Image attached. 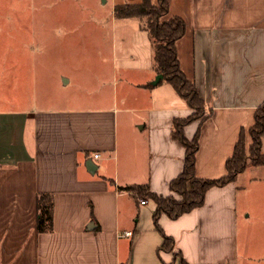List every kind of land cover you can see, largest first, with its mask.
<instances>
[{"label":"crops","instance_id":"obj_1","mask_svg":"<svg viewBox=\"0 0 264 264\" xmlns=\"http://www.w3.org/2000/svg\"><path fill=\"white\" fill-rule=\"evenodd\" d=\"M140 2L101 0L112 18L115 5ZM167 2L169 16L186 26L175 45L180 69L205 105L204 118L184 128L187 140L199 134L195 175L218 179L264 101V0ZM128 29L119 44L125 76L118 97L108 87L91 104L0 106V264H176L172 253L158 252L155 203L141 205L118 188L146 185L157 196L171 195L184 159L172 121L192 111L167 83L151 86L158 74L148 34L139 22ZM250 143L246 135V148ZM37 194L52 196L49 233L36 231ZM158 226L188 264H264V165L211 188L201 207L175 220L160 215Z\"/></svg>","mask_w":264,"mask_h":264},{"label":"rangeland","instance_id":"obj_2","mask_svg":"<svg viewBox=\"0 0 264 264\" xmlns=\"http://www.w3.org/2000/svg\"><path fill=\"white\" fill-rule=\"evenodd\" d=\"M109 9L101 0H0V46L32 47L0 51V106L71 107L89 98L91 104L109 89L118 97L121 35L146 20L115 21ZM20 59L25 65L6 64ZM60 76L69 83L58 85Z\"/></svg>","mask_w":264,"mask_h":264},{"label":"trees","instance_id":"obj_3","mask_svg":"<svg viewBox=\"0 0 264 264\" xmlns=\"http://www.w3.org/2000/svg\"><path fill=\"white\" fill-rule=\"evenodd\" d=\"M116 20L144 19L143 29L147 32L152 46L153 70L162 75V81L170 85L177 96L192 113L185 118H175L172 121L171 136L184 149V159L181 173L169 183L171 195L157 196L151 193L146 185L119 187V191L134 194L135 197L152 200L156 205L153 216L154 229L161 235L162 243L158 252L172 253L173 263L188 264L179 252L174 251V241L166 236L158 226L160 215L175 220L199 207L204 203L205 194L211 188L223 187L235 180L249 166H263L264 155L261 153L264 137V101L254 112L253 125L247 130H240L233 147L232 155L225 161V175L218 179H200L195 175V157L198 150V132L191 140L184 136V128L204 118L205 105L200 99L194 84L186 78L180 69L177 59L176 42L181 39L186 30L184 21L177 16H169L167 0H141L138 4H120L113 7ZM161 81V82H162ZM159 82V84L161 83ZM158 84V85H159ZM246 135L250 145L246 148ZM36 231L49 233L52 231V196L37 194L35 198Z\"/></svg>","mask_w":264,"mask_h":264},{"label":"water","instance_id":"obj_4","mask_svg":"<svg viewBox=\"0 0 264 264\" xmlns=\"http://www.w3.org/2000/svg\"><path fill=\"white\" fill-rule=\"evenodd\" d=\"M162 75L158 74L155 79L151 82V86H156L159 84V82L162 81ZM85 167L86 170L90 173V174H94L96 167L93 166V164H91V161H88L85 163Z\"/></svg>","mask_w":264,"mask_h":264},{"label":"built area","instance_id":"obj_5","mask_svg":"<svg viewBox=\"0 0 264 264\" xmlns=\"http://www.w3.org/2000/svg\"><path fill=\"white\" fill-rule=\"evenodd\" d=\"M93 157H94V159H97V158H99V155H98V154H95ZM145 203H146L145 200H140V204H141V205H144ZM124 235H125L126 237H130V236H131V233H130V232H126Z\"/></svg>","mask_w":264,"mask_h":264}]
</instances>
